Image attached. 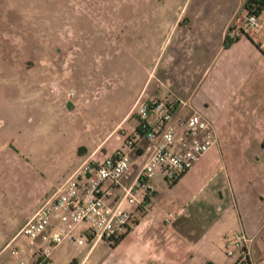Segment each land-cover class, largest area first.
Returning a JSON list of instances; mask_svg holds the SVG:
<instances>
[{"label": "crops", "instance_id": "1", "mask_svg": "<svg viewBox=\"0 0 264 264\" xmlns=\"http://www.w3.org/2000/svg\"><path fill=\"white\" fill-rule=\"evenodd\" d=\"M244 2L198 0L178 8L155 6L150 23L129 28L119 24L113 26L115 34L105 33L110 44L126 46L133 41L141 47L143 51L134 60L143 66L146 76L109 130L99 134L97 142L79 149L75 160L48 182L30 214L41 197L83 159H102L123 145L137 124L125 125L134 117L130 109L138 96L189 98L212 120L217 142L174 181L155 172L147 206L134 211L133 224L116 243L115 239L93 244L66 240L53 250V256L60 257L53 264H78L83 258L89 264H232L237 253L227 256L224 248L238 231L251 237L250 261L264 264V22L257 34H243L239 26L246 14ZM260 17L264 21V9ZM63 37L74 40L71 34ZM72 60L69 54L44 55L39 62L50 66H43L34 76L20 69L18 79L13 71H1L0 97L5 103L0 108L12 113L8 95L31 89L37 97L61 94L58 109L69 108L73 101L68 94L73 87L67 63ZM38 106L34 114L27 115L28 121L40 120ZM6 120L0 112V128ZM112 136L119 143L108 151L104 146ZM131 154L134 171L139 157ZM17 231L1 249L10 247L11 252L18 246L13 244ZM105 242L107 247L97 253L98 244ZM68 244H74L76 252L67 249Z\"/></svg>", "mask_w": 264, "mask_h": 264}, {"label": "rangeland", "instance_id": "2", "mask_svg": "<svg viewBox=\"0 0 264 264\" xmlns=\"http://www.w3.org/2000/svg\"><path fill=\"white\" fill-rule=\"evenodd\" d=\"M196 1L0 0V89L1 71H13L17 78L20 69L28 70L34 76L43 66H50L39 62L40 57L54 54L73 57L67 66L74 89L68 94L73 102L62 110L58 109L61 94L37 97L32 89L19 92L16 88L12 91L17 94L8 95L13 112L0 108L7 117L0 128V264H19L10 247L1 249L5 242L23 224L48 182L57 178L67 162L75 160L79 149L97 142L99 134L121 116L146 76L143 66L134 60L143 51L141 47L133 41L126 46L110 44L105 33L115 34L113 26L119 24L129 28L150 23L155 6L178 8ZM65 34L74 40L64 38ZM57 39L58 45H54ZM4 103L0 97V105ZM37 105L40 120L28 121L27 115L34 114ZM135 121L131 117L125 125ZM118 143L112 136L104 147L109 151ZM13 244H26V240L18 235ZM107 245L99 243L95 251L100 253ZM67 247L76 252L74 244ZM52 258L60 260L53 253Z\"/></svg>", "mask_w": 264, "mask_h": 264}, {"label": "built area", "instance_id": "3", "mask_svg": "<svg viewBox=\"0 0 264 264\" xmlns=\"http://www.w3.org/2000/svg\"><path fill=\"white\" fill-rule=\"evenodd\" d=\"M263 22L260 14L249 12L239 30L253 36ZM130 113L137 124L121 147L102 159H83L41 197L13 237L23 235L26 240V244L11 249L19 264H53V250L66 240L93 244L100 239H116L130 229L134 211L147 206L155 172L174 181L217 142L212 120L189 98L138 96ZM131 153L139 157L134 171ZM250 240L244 231L229 240L224 252L227 256L237 253L232 264H253ZM78 264L89 263L83 258Z\"/></svg>", "mask_w": 264, "mask_h": 264}, {"label": "trees", "instance_id": "4", "mask_svg": "<svg viewBox=\"0 0 264 264\" xmlns=\"http://www.w3.org/2000/svg\"><path fill=\"white\" fill-rule=\"evenodd\" d=\"M244 8L246 13L255 12L256 14H260L264 9V0H245ZM119 238L120 237H117L114 243H116Z\"/></svg>", "mask_w": 264, "mask_h": 264}]
</instances>
